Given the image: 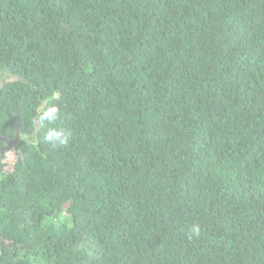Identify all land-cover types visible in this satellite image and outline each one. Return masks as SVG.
<instances>
[{
	"label": "trees",
	"instance_id": "trees-1",
	"mask_svg": "<svg viewBox=\"0 0 264 264\" xmlns=\"http://www.w3.org/2000/svg\"><path fill=\"white\" fill-rule=\"evenodd\" d=\"M0 264H264V0H0Z\"/></svg>",
	"mask_w": 264,
	"mask_h": 264
},
{
	"label": "clouds",
	"instance_id": "clouds-1",
	"mask_svg": "<svg viewBox=\"0 0 264 264\" xmlns=\"http://www.w3.org/2000/svg\"><path fill=\"white\" fill-rule=\"evenodd\" d=\"M59 99L58 94L53 93L51 100ZM60 117V108L55 103L49 102V106L42 110L38 116L41 126L55 125ZM71 131L63 127L49 126L46 127L44 140L53 147H64L70 142ZM200 236V227L198 224H192L188 229V237L190 239Z\"/></svg>",
	"mask_w": 264,
	"mask_h": 264
},
{
	"label": "water",
	"instance_id": "water-1",
	"mask_svg": "<svg viewBox=\"0 0 264 264\" xmlns=\"http://www.w3.org/2000/svg\"><path fill=\"white\" fill-rule=\"evenodd\" d=\"M21 140V130L19 123L16 126V136L13 139L6 140L7 146L2 148V152L6 149H10L13 145L17 144Z\"/></svg>",
	"mask_w": 264,
	"mask_h": 264
}]
</instances>
